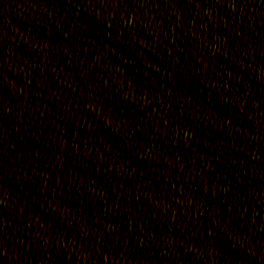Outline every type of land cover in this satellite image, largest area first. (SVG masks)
Wrapping results in <instances>:
<instances>
[{"label":"water","instance_id":"water-1","mask_svg":"<svg viewBox=\"0 0 264 264\" xmlns=\"http://www.w3.org/2000/svg\"><path fill=\"white\" fill-rule=\"evenodd\" d=\"M0 264H264V0H0Z\"/></svg>","mask_w":264,"mask_h":264}]
</instances>
